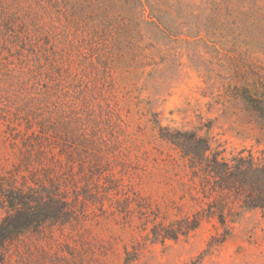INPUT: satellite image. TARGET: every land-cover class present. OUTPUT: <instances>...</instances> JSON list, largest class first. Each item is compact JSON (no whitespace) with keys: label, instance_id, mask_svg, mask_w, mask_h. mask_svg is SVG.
Segmentation results:
<instances>
[{"label":"rangeland","instance_id":"1","mask_svg":"<svg viewBox=\"0 0 264 264\" xmlns=\"http://www.w3.org/2000/svg\"><path fill=\"white\" fill-rule=\"evenodd\" d=\"M4 1L31 42L50 48L67 102L87 88L91 103L77 100L68 106L78 110L44 117L50 131L38 133L41 145L26 146L16 131L12 141L0 124L2 185L25 188L26 177L35 193L49 185L44 166L19 170L28 152L35 160L41 151L60 176L70 214L65 224L22 233L0 250V264H264L259 210L242 213L225 242L210 248L223 233L215 221L185 239L151 244L137 206L148 204L168 221L194 211L182 198L178 153L159 139L155 121L200 130L226 158L264 151V108L251 104L261 109L256 114L246 104L264 103V0H147L158 16L134 9L132 0ZM3 98L9 115L22 119L21 101Z\"/></svg>","mask_w":264,"mask_h":264},{"label":"trees","instance_id":"2","mask_svg":"<svg viewBox=\"0 0 264 264\" xmlns=\"http://www.w3.org/2000/svg\"><path fill=\"white\" fill-rule=\"evenodd\" d=\"M129 2L134 9L139 6L143 12L145 7L149 8L152 16L160 14L158 7L147 0ZM18 23L23 25V31L18 29ZM30 37L28 26L10 11L7 1L0 0V124L5 126V133L12 141H16L13 132L20 134L18 137L28 144L26 146L41 145L45 141L38 137V133L45 135L50 131L48 125L41 123L44 117L53 116L58 110L63 115L78 110L68 106L77 100L88 106L91 103L86 97L87 88L75 89L67 102L69 89H64L62 84V71L52 68L50 48L46 43L34 45ZM42 61L50 68L43 71L45 63ZM25 71L27 76H24ZM55 77L57 81L52 80ZM10 93L21 101L22 119L11 117L10 112L4 109L6 106L2 102L6 98L3 96ZM253 103L261 105V108H264V103L255 99L246 101L252 111L261 113V109L251 105ZM90 109L94 110V105ZM73 114L77 116V113ZM154 125L159 139L178 153L186 177L182 198H188L194 211L168 221V214H162L148 204L137 205L145 213L141 225L147 241L163 244L168 240L185 239L203 222L215 221L223 233L212 237L208 245L211 248L225 242L231 225L242 213L259 210L264 214V151L256 155L250 149H241L226 158L224 149L220 146L213 148L212 139L201 135L200 130H172L161 126L158 121ZM256 143L260 144V139ZM34 158L28 152L19 170H28L35 162L44 166L42 176L51 184L52 191L42 182L41 191L35 193L34 183L27 177L24 179L25 188L3 186L0 182V208L5 211L0 221V250L25 231L40 228L44 223L65 224L70 220L69 208L62 200L60 176L54 165L46 163L41 151L36 152ZM134 260L136 257L129 262Z\"/></svg>","mask_w":264,"mask_h":264}]
</instances>
